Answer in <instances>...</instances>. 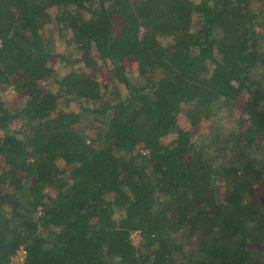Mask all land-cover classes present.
I'll list each match as a JSON object with an SVG mask.
<instances>
[{"label": "trees", "instance_id": "1", "mask_svg": "<svg viewBox=\"0 0 264 264\" xmlns=\"http://www.w3.org/2000/svg\"><path fill=\"white\" fill-rule=\"evenodd\" d=\"M259 242L264 0H0V264H264Z\"/></svg>", "mask_w": 264, "mask_h": 264}, {"label": "rangeland", "instance_id": "2", "mask_svg": "<svg viewBox=\"0 0 264 264\" xmlns=\"http://www.w3.org/2000/svg\"><path fill=\"white\" fill-rule=\"evenodd\" d=\"M6 94H7V92H6ZM10 98L11 99H14L15 98V101H18L19 100L16 96H10ZM132 235H133V239L135 241H138L139 240V238H140L139 232H133ZM253 246H254V244H253ZM263 246L264 245H262L260 242L257 243V244H255V254H254V258L258 259V256L261 253L260 248H262Z\"/></svg>", "mask_w": 264, "mask_h": 264}, {"label": "built area", "instance_id": "3", "mask_svg": "<svg viewBox=\"0 0 264 264\" xmlns=\"http://www.w3.org/2000/svg\"><path fill=\"white\" fill-rule=\"evenodd\" d=\"M25 256H26V250L24 248H20L14 257V260L17 262L23 261L25 259Z\"/></svg>", "mask_w": 264, "mask_h": 264}]
</instances>
